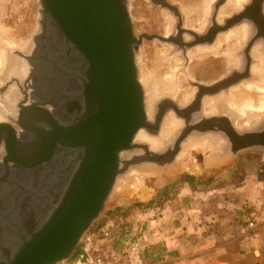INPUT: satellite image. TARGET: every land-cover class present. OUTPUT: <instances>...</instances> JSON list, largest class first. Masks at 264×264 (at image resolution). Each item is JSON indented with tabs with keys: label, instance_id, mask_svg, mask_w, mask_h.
<instances>
[{
	"label": "water",
	"instance_id": "1",
	"mask_svg": "<svg viewBox=\"0 0 264 264\" xmlns=\"http://www.w3.org/2000/svg\"><path fill=\"white\" fill-rule=\"evenodd\" d=\"M228 1L218 0L214 12ZM39 2L34 36L23 49L8 48L9 58L24 65L26 97L19 104L20 139L14 138L11 126L0 125V137L8 128L14 138L6 141L1 161L7 184H0V264L69 260L106 212L120 180L172 164L192 134V129L182 131L169 158L156 153L149 142H135L142 130L159 137L168 113L184 122L191 114H182L186 109L169 99L171 108L156 120L148 119L137 56L144 38L160 37L136 36L129 0ZM247 2L250 7L245 3L244 10L224 19L214 35L255 24L261 34L251 38L246 52L253 63L251 50L264 42V0ZM193 36L197 42L185 46L212 43L214 38ZM237 75L200 87L194 100L200 104L246 79L241 76L238 82ZM229 134L240 150L264 146V129L240 134L231 128ZM127 153L138 156L124 160Z\"/></svg>",
	"mask_w": 264,
	"mask_h": 264
},
{
	"label": "rangeland",
	"instance_id": "2",
	"mask_svg": "<svg viewBox=\"0 0 264 264\" xmlns=\"http://www.w3.org/2000/svg\"><path fill=\"white\" fill-rule=\"evenodd\" d=\"M173 2H179L183 9L182 4L186 7L191 5L194 7L202 4L204 0H173ZM156 8L157 6L147 0L130 1L136 36L163 32L162 24L165 23V19L162 12ZM39 10V0H0L1 42L8 44L11 50L20 49L21 44L28 42L38 29ZM166 45L168 44L159 40L142 42L137 56L140 78L143 71L150 76L154 75L153 71L160 60L156 53H160ZM0 52L3 53L2 50ZM213 62L210 58L203 67H200L199 61H194L191 63V73L184 72L187 64L185 62L176 74L183 79L189 77L184 81L183 86L194 89L195 82H209L221 77L222 72L218 74L213 68L210 70ZM167 74H162L159 78H164ZM174 101L178 104L175 98ZM199 151L203 156L201 163L196 160ZM190 154L188 161L190 164L182 170L172 167L163 168L157 171L158 173L147 171L140 176L130 174L120 180L118 189L114 191L107 204L106 212L96 224L102 223V227L112 225L124 235L135 234L134 239L140 241V246H144L149 242L147 231L155 233L161 230L175 233L176 228L184 224L193 230V224H207L214 214L226 211V208L242 204L245 211L264 212V149L249 148L243 151L237 163L227 172L223 171L227 165H218L215 155L207 153L206 150L195 149L190 151ZM185 176L198 177L201 183L216 179L214 184H186ZM259 203L262 205H258ZM251 213L247 216L249 217ZM154 219L158 222L151 225L150 221ZM155 240H158L157 237ZM96 244L99 248L98 254L112 264H130V262L141 264L136 259V252L129 251L125 246L112 251L101 238Z\"/></svg>",
	"mask_w": 264,
	"mask_h": 264
},
{
	"label": "flooded vegetation",
	"instance_id": "3",
	"mask_svg": "<svg viewBox=\"0 0 264 264\" xmlns=\"http://www.w3.org/2000/svg\"><path fill=\"white\" fill-rule=\"evenodd\" d=\"M147 1L154 6H157L156 9L162 12V16L165 19V23L162 24L163 32L153 35H149L145 33V34H140L137 37L144 35L157 36L162 39H166V40L169 39L171 41L165 42L160 38L155 39L165 44L167 43L168 45H166L160 51V53H156L158 59L160 60L158 66H156V69L153 71L155 76L154 75L150 76L149 74H146V76L147 78H153V80L155 81L156 79H163V78H159V76L168 73L169 75L167 76L172 77L173 79H176L177 81L180 82V88L182 90L187 89L191 94V97L190 95H188L189 99L186 102L180 101V98L177 99L174 95L160 96L156 100L153 115L149 117L150 120L155 119L157 116L160 115L162 111L164 110L167 111V109L171 108V104H169L170 102H166V100L170 99L174 101V98L178 101V106L186 109L182 114H185L186 116L190 114L191 115L187 116L188 120L184 122L183 120L179 119L174 112H170V114L168 113V116H166L164 123L166 122L167 118L172 114L174 119L178 121V125H179L175 130L176 133L175 132L173 133L171 139L166 140L167 142L165 143V145H163V148H152V149L155 150L156 153L167 156V158L172 157L170 153L173 152L175 147L174 140L180 136L183 130L186 132L192 129V134L190 135L189 139L186 141V144L184 142V144L181 146L182 147L181 151L177 155L174 162L172 164H166L164 166V169H168L172 167L174 169L177 168L182 170L183 168H185L187 165L190 164L188 163V161L190 160L189 158L191 156V154L189 155V153L190 151L195 150L193 147L188 148V150H186L185 148L188 146L189 143L188 141L190 139H194L197 141H204L207 140L209 137H216L222 139L223 146H220L221 147L220 149L214 151L213 150H206V151L207 153L208 152L212 153L213 156L215 155L214 157L218 159L217 160L218 165H223V166L227 165V167L224 168L223 170L224 172L225 171L227 172L228 169H230L235 163H237L243 151L247 150V149L240 150V145L238 144V142L232 139V137L229 134L231 128H234L236 131L238 130L237 124L238 121H240V117H241L239 109L233 106V102H232L233 90L241 85H244L245 83L252 82V84L258 86L264 83V79L262 78L259 84L258 83L259 78L256 77L255 74L252 72L254 65L257 64L260 66V68L264 66V61H263L264 59L262 61H258L253 55L255 49L257 48L259 50L262 48L260 51L261 55L264 53V42L263 43L258 42L254 45L250 53V58L253 60V63H251L249 62L246 55L248 42H250L251 38L254 37V35L258 33L259 35L261 34L259 29L255 26V24L252 23L251 27L247 24L238 27L236 26L230 29L228 32L220 33L216 35H214V33L216 32L215 30L218 27L217 25L220 26L223 25L224 19L237 14L238 12H240V10H244L245 3L247 4V9H248L250 7L249 6L250 3H248L247 0H241L239 7L238 6L230 7V3L232 0H229L228 4L222 7L220 11L215 13L212 6L213 4H216L218 0H204L202 4H199L198 6H194V7H192V5L186 7L182 4L183 9L181 8L180 6L181 4H179V2H173V0H147ZM258 2L257 4H260ZM233 8L234 9L236 8V11L232 12L231 10H233ZM197 10H202L203 12H205V14L199 16L198 19L194 22L196 18L195 11ZM257 14L254 15V18L258 16ZM259 17L260 16H258V18ZM193 32L197 33V35L201 38H205L207 36L211 37L213 35L214 36L213 42L208 44H197L195 46H188V47L185 46L197 42V38L193 36ZM144 40L147 39L144 38L143 41ZM199 49H206L207 51H205L206 53L203 54L202 53L197 54V51ZM159 55L163 59H161ZM231 56L232 57L234 56L237 61V63L234 64L233 67L230 66V59L232 58ZM262 56L264 57V54ZM210 58H212V60L214 61L210 70H212L213 68V70L218 74L222 72L221 77H219L218 79L211 80L209 82L208 81L195 82L196 86H194V89H188L187 87L183 86L184 81L188 80L189 77H187L186 79L179 78L176 72L181 70L180 68L183 67L185 62H187V64L184 72L187 73L189 71L191 73V69H192L191 63H193L194 61L196 62L199 61V66L203 67L206 61L210 60ZM233 72H236L238 74L236 79L238 80V82H239L238 78H240L241 76H242L241 78L245 77L246 79L243 80V82L239 83L238 85L230 88L229 90H224L219 94L204 98L200 104L196 103L194 98L196 94L199 92L198 90L200 89V87L216 86L217 84L221 83L224 79L229 77L231 74H233ZM4 74L5 73L0 74V114L3 117V119L0 120V125L7 124L11 126L12 130L15 132L14 138L19 140L21 133L23 131L21 125L19 124L20 116H21L19 104L20 102H23V100L26 97L25 96L26 90L24 88L25 78L23 76H20L18 71L13 73V71L7 70L5 77ZM139 78H140V73H139ZM189 81H194V80L189 79ZM12 82L13 84H11ZM17 82L20 84L23 90H21L20 87L17 86L18 85ZM12 89L16 90L15 94H17L18 96L15 101H13L14 99L10 100L11 102L10 103L7 102L6 98L8 95H11L9 94V92H11ZM207 98L212 100L211 107L213 109L211 108L210 113H207L206 111L207 109L204 103ZM174 103L176 102L174 101ZM263 123H264V117H263ZM263 129L261 131H263ZM246 132L251 133L252 131H246ZM11 134L12 133L10 132V130L6 128L2 131L0 137L1 139L0 184H7L6 182H4L5 167L2 166L1 161L4 154H6V149H5L6 141L14 139ZM146 134H148L149 138H152L150 137L152 133H146ZM139 143H145V142H139ZM249 147L264 149V146L255 147L254 145H250ZM140 151L142 152V155L146 156V158H149V155L146 152V150L140 149ZM130 156H131L130 159H134L138 156V153H131ZM196 160L198 161V163L203 162V156L201 155L200 151L196 155ZM227 162H229L228 163L229 165L227 164ZM215 179H211L207 182L201 183L198 177L192 178L190 176H185L184 181L186 184L205 185V184H214Z\"/></svg>",
	"mask_w": 264,
	"mask_h": 264
},
{
	"label": "bare ground",
	"instance_id": "4",
	"mask_svg": "<svg viewBox=\"0 0 264 264\" xmlns=\"http://www.w3.org/2000/svg\"><path fill=\"white\" fill-rule=\"evenodd\" d=\"M240 3H241V0H232L230 3V7H236V6L239 7ZM231 11L232 12L236 11V8L235 9L233 8V10H231ZM195 13H196V15H195L196 18H195L194 22L198 19L199 16L205 14V12H203L202 10H197V11H195ZM240 32H242V31H240ZM26 44L27 43L25 42V43L21 44L22 46H20V45L19 46L21 49H23L26 47ZM8 47L10 48V46L8 44L1 42V38H0V50L3 51V53L0 52V74L1 73L6 74L7 70L8 71L11 70V71H13V73L18 71L19 75L23 76L25 74V71L23 69L24 65L23 64L21 65L20 63H18L17 60L14 58H9L10 54L8 53V51H9ZM217 49H218V47H217ZM261 49L259 50L257 48V49H255V51L253 53L254 57L258 61H262L264 59V57L262 56L264 53L262 55L260 54ZM205 51H207V50L206 49H199L197 51V54L198 53H202V54L206 53ZM236 63H237L236 58L233 56L230 59V66L233 67L234 64H236ZM252 72L255 74L256 77L259 78L258 83L260 84V80L262 78L264 79V66L260 68V66L256 64V65H254ZM142 73L143 74H142L140 80H141L142 85L144 86V89L146 92L145 105H146V112L148 115V119H149V117H151L153 115L155 102L160 96L174 95L177 99L180 98V101H182V102H186L189 99L188 95H190V97H191L189 90H182L180 88V82L177 81L176 79H173L172 77L167 76L169 74H167L163 79H156L154 81L153 78H147V76H146V74H148L147 72L143 71ZM5 74H4V77L6 76ZM15 93H16L15 89H12L11 92H9V94H11V95L7 96V98H6L7 102H10V100H12V99H14L13 101L16 100L18 95ZM232 96H233V98H232L233 106L238 108L240 111V114H241L240 121H238V124H237L238 125L237 131L240 133H243L246 131H252V132L261 131L264 128V123H263L264 86H263V84H260L258 86V85L252 84V82L251 83H245L244 85H241L238 88L234 89ZM204 103H205V106L207 109L206 110L207 113H210L211 108H212L211 107L212 100L207 98ZM2 119H3V117L0 114V120H2ZM178 126H179L178 121H176L171 114L167 118L166 122L163 123L159 137L149 138L148 134H146L147 132L142 130L137 135L135 142H137V143L149 142L150 145L154 148H163V145H165V143L167 142L166 140L171 139L173 133L175 132V130L177 129ZM177 132H178V130H177ZM186 141H185V144H186ZM188 142H189L188 146L187 147L184 146L186 148V150H188V148H190V147L191 148L193 147L194 149H200V150H217V149L221 148L220 146H223L222 139L216 138V137H209L207 140H204V141H197L194 139H190ZM130 154L131 153L124 154L123 159L124 160L130 159L131 158ZM151 173H153V172H151ZM155 173H158V172L155 171Z\"/></svg>",
	"mask_w": 264,
	"mask_h": 264
},
{
	"label": "crops",
	"instance_id": "5",
	"mask_svg": "<svg viewBox=\"0 0 264 264\" xmlns=\"http://www.w3.org/2000/svg\"><path fill=\"white\" fill-rule=\"evenodd\" d=\"M258 205H262L259 203ZM240 210H243L242 204ZM242 212V213H243ZM237 216L223 218L217 229L210 230L207 224H193L177 227L175 233L169 231H147L149 242L141 246L140 253L150 257L142 259L141 264H233L249 255L259 258L264 246V228L248 232L235 227ZM241 221L248 219L241 214ZM163 218H161V221ZM158 221H150V224ZM214 228V227H212ZM172 231V229H171ZM157 237L158 240H155ZM154 260V261H153Z\"/></svg>",
	"mask_w": 264,
	"mask_h": 264
},
{
	"label": "built area",
	"instance_id": "6",
	"mask_svg": "<svg viewBox=\"0 0 264 264\" xmlns=\"http://www.w3.org/2000/svg\"><path fill=\"white\" fill-rule=\"evenodd\" d=\"M247 219L246 230L248 232H254L259 227L264 228V212H252ZM94 226L83 236L72 257L61 264H112L98 254L99 248L96 242L100 238L112 251L125 246L129 251L134 252L140 246V241L137 242L138 240L134 239L135 234L121 235L120 231L112 225L102 227L95 233H91ZM130 264L133 263L130 262Z\"/></svg>",
	"mask_w": 264,
	"mask_h": 264
},
{
	"label": "trees",
	"instance_id": "7",
	"mask_svg": "<svg viewBox=\"0 0 264 264\" xmlns=\"http://www.w3.org/2000/svg\"><path fill=\"white\" fill-rule=\"evenodd\" d=\"M243 207V206H242ZM240 206H236V207H230V208H226V211H219L217 212L216 214H214L212 216V218H210V220L208 221L207 223V226H209L210 230L212 229H217L216 227L217 226H220L221 224H219L221 222V220L223 218H226L227 216L229 215H233V216H237L238 218L236 219V223H235V227H242V229H245L246 228V225H247V221H241V214L247 218L248 214L251 213V211H242V209L240 210L239 209ZM243 212V213H242ZM102 223H98L94 226L93 230L91 231V233H95L96 231H98L99 229L102 228ZM214 227V228H212ZM129 233V232H127ZM121 235H124L122 232H121ZM140 248L141 246H139V248H137L136 251V259L138 262H142V259H145V258H148L150 257L149 254L145 253L142 254L143 256L141 257V253H140ZM154 261V260H153ZM233 264H264V246L261 250V255L259 258L255 257V255H249L248 257L244 258V259H239L238 261L234 262Z\"/></svg>",
	"mask_w": 264,
	"mask_h": 264
}]
</instances>
